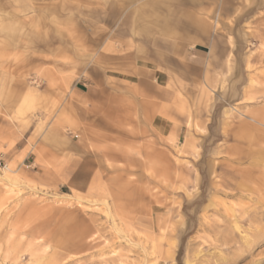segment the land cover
Here are the masks:
<instances>
[{
  "label": "rangeland",
  "instance_id": "1",
  "mask_svg": "<svg viewBox=\"0 0 264 264\" xmlns=\"http://www.w3.org/2000/svg\"><path fill=\"white\" fill-rule=\"evenodd\" d=\"M0 264H264V0H0Z\"/></svg>",
  "mask_w": 264,
  "mask_h": 264
},
{
  "label": "crops",
  "instance_id": "2",
  "mask_svg": "<svg viewBox=\"0 0 264 264\" xmlns=\"http://www.w3.org/2000/svg\"><path fill=\"white\" fill-rule=\"evenodd\" d=\"M193 28V27H192ZM215 41L216 40H214V39H212L211 40V43H215ZM193 127H194V129L196 130V131H198V132H203L204 131V126L203 125H201V123L200 122H195L194 124H193Z\"/></svg>",
  "mask_w": 264,
  "mask_h": 264
}]
</instances>
